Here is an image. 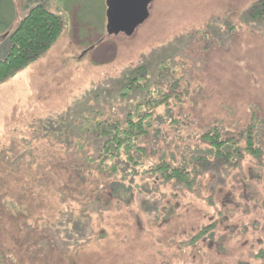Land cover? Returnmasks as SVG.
<instances>
[{"label": "rangeland", "instance_id": "obj_1", "mask_svg": "<svg viewBox=\"0 0 264 264\" xmlns=\"http://www.w3.org/2000/svg\"><path fill=\"white\" fill-rule=\"evenodd\" d=\"M252 1L153 0L129 35L107 33L108 0L10 1L15 25L42 5L66 28L42 57L0 80L6 264H264V15H252ZM100 38L115 53L104 63L88 49ZM3 46L0 38V56ZM139 65L149 83L127 89L129 79H141L131 70ZM153 78L165 82L161 94L174 80L182 93L154 110L159 119L138 157L146 166L200 155L211 162L190 190L137 166L123 172L132 193L122 188L108 199L103 190L94 200L97 187L120 177L96 187L76 170L91 140L84 133L101 116L154 97ZM214 124L224 132L255 125L263 158L222 164L201 136ZM76 174L83 178L71 179Z\"/></svg>", "mask_w": 264, "mask_h": 264}, {"label": "trees", "instance_id": "obj_2", "mask_svg": "<svg viewBox=\"0 0 264 264\" xmlns=\"http://www.w3.org/2000/svg\"><path fill=\"white\" fill-rule=\"evenodd\" d=\"M10 1L0 2V38L9 43L8 47L1 48L5 49V52L0 56V80L12 76L18 70L42 57L66 28L65 21L59 13L52 12L42 5L33 6L15 25ZM65 4V8L68 7V2ZM250 8L253 16H263L264 0L252 1ZM102 40V38L98 39L88 49L92 50ZM131 70L134 73H141V79L131 78L128 80V84L125 79L124 85H128L127 89L133 86L143 89L148 82L146 81L148 72L143 74L145 67L139 65ZM151 81L153 86L151 89L148 88L147 93L150 95L151 92H154L156 94L154 97H144L142 104L121 107L122 113H119L118 116L115 112L104 117L101 116L96 120L94 128H88L84 133L91 140H86L87 143L83 145L84 156H78V159L73 163L76 165V170L80 173L86 172L88 180L95 183L96 187L100 180H107L109 176L120 177L119 181L106 182L105 188L97 187V193L92 197L94 200L103 199L102 194H105L108 199L121 197L120 190L122 188L124 190L121 191L132 193L131 187L123 186V179H125L123 172L127 169L135 170L137 166L143 167L144 176L156 175L163 182H172L177 187L190 190L205 169L206 163L211 162L207 157L200 155L188 162L184 160L174 164L172 161L160 159L146 166L145 162L139 158L142 155L146 156V150L141 145V141L146 140L145 138L154 128L155 121L159 119L154 114V110L163 106L170 94H173L172 96L176 94L175 96L179 97L182 93L179 80L167 84L168 94L160 92L165 83L161 81V78H153ZM120 94L127 95L125 91ZM254 128L255 125L252 124L243 129L233 130V132H224L218 124H214L205 129L201 136L208 143L215 158L221 160L222 164L234 166L235 164L239 165L241 156L244 154L257 160L263 158L262 149L260 146H256ZM129 172L131 174V171ZM75 178L80 179L83 176L76 174L71 179L75 180ZM116 187L118 192H116ZM101 191L104 193L101 194ZM3 256L0 254V264H6Z\"/></svg>", "mask_w": 264, "mask_h": 264}, {"label": "water", "instance_id": "obj_3", "mask_svg": "<svg viewBox=\"0 0 264 264\" xmlns=\"http://www.w3.org/2000/svg\"><path fill=\"white\" fill-rule=\"evenodd\" d=\"M152 0H108V32L132 34L149 15L148 5Z\"/></svg>", "mask_w": 264, "mask_h": 264}, {"label": "crops", "instance_id": "obj_4", "mask_svg": "<svg viewBox=\"0 0 264 264\" xmlns=\"http://www.w3.org/2000/svg\"><path fill=\"white\" fill-rule=\"evenodd\" d=\"M119 34V33H118ZM105 41V39L103 40V42H101L99 45H97L96 47L92 48L91 50V55H92V60L96 61V62H100V63H104V62H108L110 61L113 56L115 55V53H113L111 50H108L107 47H109L108 43ZM104 45H108V46H104ZM101 50V51H100ZM100 51V52H99ZM107 52L106 55L101 56V52ZM116 52V51H115ZM84 53H87V51H84Z\"/></svg>", "mask_w": 264, "mask_h": 264}]
</instances>
